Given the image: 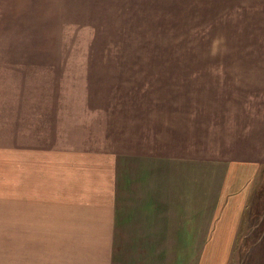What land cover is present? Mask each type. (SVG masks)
<instances>
[{"label":"crops","instance_id":"crops-1","mask_svg":"<svg viewBox=\"0 0 264 264\" xmlns=\"http://www.w3.org/2000/svg\"><path fill=\"white\" fill-rule=\"evenodd\" d=\"M262 31L263 40L251 47L264 49ZM193 62L168 58L141 79L129 69L99 75L105 93L100 111L89 124L74 123L67 143L58 147L48 145L56 138L52 123L42 124L47 90L25 84L26 97L16 101L15 89L0 86V123L7 120L9 127L15 121L6 110L16 103V120L24 124L22 140L17 135L18 141H0V264H191L192 242L200 243L199 264H227L229 257L245 256L233 251L254 235L255 225L248 231L243 219L248 176H255L250 172L256 165L229 164L226 172L221 165L207 173L187 164L197 154L206 156L203 148L222 153L230 147L228 157H206L222 164L239 154L256 155L255 143L264 149V116L255 117L249 105L264 97V87L255 89L256 80L264 81V62L258 57L232 61L224 72L236 84L216 90L220 101L211 104L205 99L193 107L189 88L181 90L187 99L179 105L173 102L175 91L154 96L165 87L156 84L166 67ZM178 71L170 79L185 78L187 69ZM124 75L120 87L116 83ZM196 109L200 122L194 131ZM223 125L229 140L211 144V134ZM197 177L203 178V188Z\"/></svg>","mask_w":264,"mask_h":264},{"label":"rangeland","instance_id":"rangeland-1","mask_svg":"<svg viewBox=\"0 0 264 264\" xmlns=\"http://www.w3.org/2000/svg\"><path fill=\"white\" fill-rule=\"evenodd\" d=\"M263 7V0H0V77L5 79L0 78V86L15 89L16 101L26 97L21 94L25 84L31 89L40 85L42 91L47 90L49 106L46 115L42 116V124L52 123L49 127L56 138L48 145L56 147L67 143L68 130L74 123L81 126L89 124L91 119L94 121L100 111L99 99L105 97L104 82L99 75L112 70L122 74L129 69L137 72V78L141 79L148 70L160 69L165 59L192 60L194 62L186 66L181 63L162 68L164 72L156 85L165 83V87L156 90L154 96L166 97L175 91L177 98L173 102L179 105L187 99L181 90L189 88L192 90L189 102L193 107L201 105L205 99V103L211 104L220 101L216 90L233 89L232 83L236 84L231 81L232 76H226L224 72L231 68L232 61L258 57L261 63L264 62V49L251 47L256 44L255 40L259 43L263 40ZM185 68V78L170 79L174 69L179 72ZM127 77L124 75L116 84L125 85L126 80H122ZM27 79L31 81L26 82ZM134 79L132 76L128 80ZM251 84L254 87L253 82ZM263 87L264 81L256 80L255 89ZM88 91L92 92L89 94ZM238 98L234 97L236 105ZM249 105L255 117L264 116V97H254ZM55 106H58L56 113L49 112V109L55 111ZM17 108L15 103L6 111L11 110L8 115L17 118ZM19 108L24 110L22 106ZM197 115L198 109L191 122L194 131L198 127L196 121L200 122ZM16 118L14 122L10 120L9 127L7 120L0 123L1 142L9 138L12 141L13 137L16 140L17 135L22 140L24 124ZM176 121L178 126L184 125L183 120ZM210 122L212 125L213 120ZM226 128L223 125L220 131H213L211 144L215 141L220 146L226 144L223 143V140H229ZM236 129L237 126L235 132ZM57 140L58 144L55 143ZM232 148L236 147L233 145ZM262 148L260 143H255L256 155L239 154L223 164L210 162L206 157H228L230 147L222 153L213 147L206 152L203 148L206 156L197 154L193 156L196 161L187 164L192 170L201 169L207 173L216 172V167L219 170L221 165L223 169L229 164L246 169L256 165L250 172H255V176H248L250 186L243 219V226L248 225V231L255 225L250 231L254 235L245 242H237L239 247L233 251L245 256L229 257L227 264H252L255 260V264H264ZM234 159H239L241 164ZM197 179L203 188V178ZM199 247L200 243L192 242L191 264L200 263Z\"/></svg>","mask_w":264,"mask_h":264}]
</instances>
